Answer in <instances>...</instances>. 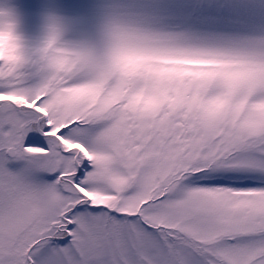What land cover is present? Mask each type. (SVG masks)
Segmentation results:
<instances>
[{"label":"snow or ice","instance_id":"obj_1","mask_svg":"<svg viewBox=\"0 0 264 264\" xmlns=\"http://www.w3.org/2000/svg\"><path fill=\"white\" fill-rule=\"evenodd\" d=\"M0 264H264V0H0Z\"/></svg>","mask_w":264,"mask_h":264}]
</instances>
